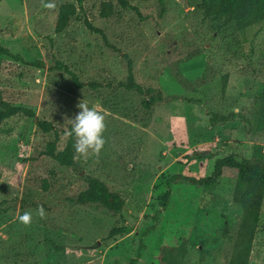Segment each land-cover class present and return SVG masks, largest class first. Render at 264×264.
Returning <instances> with one entry per match:
<instances>
[{
  "label": "rangeland",
  "instance_id": "obj_1",
  "mask_svg": "<svg viewBox=\"0 0 264 264\" xmlns=\"http://www.w3.org/2000/svg\"><path fill=\"white\" fill-rule=\"evenodd\" d=\"M103 1L115 6L107 19L98 15ZM115 1L84 0V11L55 34L58 8L72 0H0V45L23 60L0 56L2 99L59 132L71 127L81 101L106 123L99 156L75 158L72 168L41 156L53 134L40 133L33 119L0 126V264H128L138 253L136 264H152L171 232L187 238L185 264H228L241 215L233 177L213 188L175 185L165 211L158 196L166 179L208 177L215 161L229 155L264 162V132L256 131L253 109L264 84V25L238 32L222 17L206 18L201 0H128L140 15ZM47 2L55 9L43 7ZM84 18L108 46L86 30ZM124 55L135 82L151 92L117 88L127 77ZM39 61L42 68L33 66ZM157 95L161 101L145 110L141 102ZM214 114L229 121L212 126ZM65 142L62 134L58 150ZM87 177L123 198L121 213L70 201ZM25 210L33 216L28 227L18 219ZM122 226L130 231L108 236ZM253 240L249 263L264 264V199Z\"/></svg>",
  "mask_w": 264,
  "mask_h": 264
},
{
  "label": "trees",
  "instance_id": "obj_2",
  "mask_svg": "<svg viewBox=\"0 0 264 264\" xmlns=\"http://www.w3.org/2000/svg\"><path fill=\"white\" fill-rule=\"evenodd\" d=\"M73 3H63L59 6L55 22V34L62 33L69 25L70 20L77 15V12L84 11V0H72ZM121 9H130L136 15H140L137 7L131 5L128 0L115 1ZM114 4L111 1H103L98 7V15L102 19H107L114 14ZM201 9L206 18L222 17L228 23H233L238 32H244L254 27L264 25V0H201ZM83 25L91 34L98 35L108 46L104 33L93 26L87 19H83ZM0 56L12 59L16 62H23L22 57L13 54L9 49L0 45ZM126 67L127 77L124 82H119L117 88L125 92H132L143 95L150 90L145 91L134 80L132 72V62L127 56H123ZM38 68L43 67L42 62L33 63ZM73 76V75H72ZM227 76L222 79V93L227 84ZM72 83L75 87L80 88L81 83L73 76ZM91 88L95 85L90 84ZM160 96H150L144 99L141 104L145 110H150L156 102H160ZM256 112V131L264 132V84L257 93L255 106ZM234 116V115H232ZM33 119L37 129L43 134H53V140L48 142L45 149L40 153L41 156L48 157L62 167L72 168L75 164L74 138L67 135L71 127L65 132H59L54 129L50 122L39 120L35 117L31 109L14 106L13 104L2 99L0 90V126L5 122L14 119ZM229 121L228 116L212 115L210 124L216 125ZM66 135L65 146L58 150L60 136ZM198 153L189 155L188 158L197 157ZM230 177L236 181L235 189L232 196L234 204L241 208V215L237 225L236 234L233 237V245L229 256L228 264H250V256L253 250L254 237L256 236L259 222L262 202L264 199V162L255 158L242 159L237 161L235 157L229 155L225 158L217 159L213 166L210 176L203 178L184 177L174 175L166 179L163 183V191L158 196L159 206L163 211L168 208V203L172 196L173 187L178 184H185L196 188H213L217 185L220 178ZM86 187L73 198L72 203L80 206L97 205L103 209L119 214L125 206L123 198L112 192L108 186L96 178L87 177L85 180ZM42 188L46 190L47 183L44 181ZM156 213L155 217L157 216ZM154 229H150L153 231ZM127 226L113 227L108 231L110 238L129 232ZM224 234H227L225 228ZM200 258L206 251L201 250ZM187 238L176 232L167 233L160 242L158 249L153 253L152 264H185L187 258ZM141 258L138 253L135 258L129 260L128 264H136Z\"/></svg>",
  "mask_w": 264,
  "mask_h": 264
},
{
  "label": "clouds",
  "instance_id": "obj_3",
  "mask_svg": "<svg viewBox=\"0 0 264 264\" xmlns=\"http://www.w3.org/2000/svg\"><path fill=\"white\" fill-rule=\"evenodd\" d=\"M43 7L55 9V3H43ZM78 108L79 112L74 119L70 120L71 129L67 133L68 136L74 138V158H87L89 154L98 157L105 144L103 135L106 131L105 116L102 112L90 108L87 103L82 101L78 104ZM36 215L40 219L46 217L42 205L37 206ZM18 219L24 226H30L33 219L31 210H25Z\"/></svg>",
  "mask_w": 264,
  "mask_h": 264
}]
</instances>
